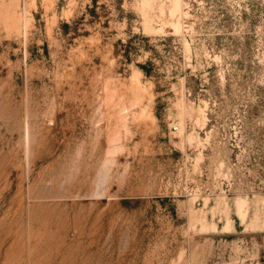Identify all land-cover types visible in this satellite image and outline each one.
I'll use <instances>...</instances> for the list:
<instances>
[{"label": "rangeland", "instance_id": "obj_1", "mask_svg": "<svg viewBox=\"0 0 264 264\" xmlns=\"http://www.w3.org/2000/svg\"><path fill=\"white\" fill-rule=\"evenodd\" d=\"M0 264H264V0H0Z\"/></svg>", "mask_w": 264, "mask_h": 264}, {"label": "bare ground", "instance_id": "obj_2", "mask_svg": "<svg viewBox=\"0 0 264 264\" xmlns=\"http://www.w3.org/2000/svg\"><path fill=\"white\" fill-rule=\"evenodd\" d=\"M176 4V3H175ZM139 89V88H138ZM126 114V113H125ZM240 202V201H239ZM245 204V203H244ZM239 206H240V204H238ZM241 207H239V209H240ZM245 214V213H244Z\"/></svg>", "mask_w": 264, "mask_h": 264}, {"label": "trees", "instance_id": "obj_3", "mask_svg": "<svg viewBox=\"0 0 264 264\" xmlns=\"http://www.w3.org/2000/svg\"><path fill=\"white\" fill-rule=\"evenodd\" d=\"M145 69V68H144ZM146 70V69H145ZM146 73L148 74V71L146 70Z\"/></svg>", "mask_w": 264, "mask_h": 264}]
</instances>
